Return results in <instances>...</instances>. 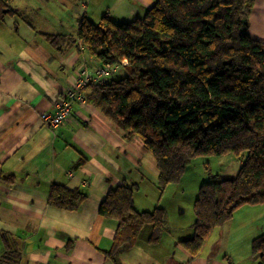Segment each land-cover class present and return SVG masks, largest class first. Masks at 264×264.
<instances>
[{
    "label": "trees",
    "instance_id": "trees-1",
    "mask_svg": "<svg viewBox=\"0 0 264 264\" xmlns=\"http://www.w3.org/2000/svg\"><path fill=\"white\" fill-rule=\"evenodd\" d=\"M255 1L155 0L142 17L126 22L115 23L108 11L96 23L82 17L72 40L108 71L104 78L91 75L84 102L126 138L140 140L154 159L160 191L180 181L196 157L232 155L240 163L236 176L199 186L194 235L179 242L192 256L236 209L264 205V42L246 32ZM11 4L0 0V19L14 15ZM43 36L55 46L65 40ZM0 182L13 184L14 176ZM85 199L82 190L53 184L47 203L74 212ZM98 212L117 222L111 253L142 233L154 243L166 226V211L136 210L125 184L107 193ZM1 239L0 264H16L19 251L11 244L17 241ZM251 253L264 264V233L252 240Z\"/></svg>",
    "mask_w": 264,
    "mask_h": 264
},
{
    "label": "crops",
    "instance_id": "crops-1",
    "mask_svg": "<svg viewBox=\"0 0 264 264\" xmlns=\"http://www.w3.org/2000/svg\"><path fill=\"white\" fill-rule=\"evenodd\" d=\"M133 1L116 0L109 15L118 13L128 21L143 16L155 2ZM71 2L12 0L14 15L0 19V177L14 176L13 184L0 182V258L6 251L5 234L17 241L11 244L19 251L16 264H224L203 250L192 256L180 246L183 239L163 234L150 243L142 233L111 253L117 222L100 215L99 204L123 184L138 197L144 169H151L153 179L158 170L138 138H126L86 102L73 101L57 127L41 122L40 114L54 111L53 102L66 94L80 66L90 73L100 68L72 41L80 19L92 20L82 1ZM65 10L72 12L71 18L65 14L69 21L60 18L59 11ZM246 32L264 40V0L255 1ZM43 35L65 40L55 46ZM53 184L82 190L86 199L80 209L49 206ZM134 202L136 210L146 211L139 210V199ZM258 211L264 214V208Z\"/></svg>",
    "mask_w": 264,
    "mask_h": 264
},
{
    "label": "rangeland",
    "instance_id": "rangeland-1",
    "mask_svg": "<svg viewBox=\"0 0 264 264\" xmlns=\"http://www.w3.org/2000/svg\"><path fill=\"white\" fill-rule=\"evenodd\" d=\"M80 1L86 6L87 17L94 23L98 22L106 10L108 11L109 7L116 2V0ZM129 1L136 4L133 0ZM70 3H72L71 0ZM65 12L59 11V14H61L60 18L63 21H69L66 17L71 18L72 12L71 10H65ZM118 15V13L116 16L110 15L111 20L115 23L126 22ZM249 16L250 14L246 19V28ZM257 41L264 42V40ZM79 47L83 48V50L85 49L80 44ZM79 70L80 73L85 71L91 75L98 72V69H96L90 73L84 65L80 66ZM71 105L72 103L70 104V112ZM238 163L232 155L196 157L187 164L181 180L167 185L162 191L156 185L157 176L153 179L151 169H144V178L138 180L142 190L139 194H136L138 197H133V200L139 199V210L152 211L156 207L164 209L166 211V226L162 234L169 239L176 236L179 239L187 240L184 238L188 236V233L194 235L195 216L193 204L198 196L199 186L211 177L219 180L236 176L239 171ZM261 207L264 208V205H246L236 209L230 220L222 226L212 229L202 250L213 258L220 259L224 264L258 263V260H255L257 258L251 253V244L256 236L264 233V214L258 211ZM247 209H252L253 213L249 214ZM180 246L182 247L181 244Z\"/></svg>",
    "mask_w": 264,
    "mask_h": 264
},
{
    "label": "built area",
    "instance_id": "built-area-1",
    "mask_svg": "<svg viewBox=\"0 0 264 264\" xmlns=\"http://www.w3.org/2000/svg\"><path fill=\"white\" fill-rule=\"evenodd\" d=\"M114 71V70H113ZM108 71L101 68L96 72V78H104L107 76ZM91 74L87 72H81L76 81L68 89L66 94L61 98L53 102L54 111L41 113L39 118L42 123L49 125L50 127L59 126L70 113V104L73 101L84 102L82 90L91 81Z\"/></svg>",
    "mask_w": 264,
    "mask_h": 264
}]
</instances>
